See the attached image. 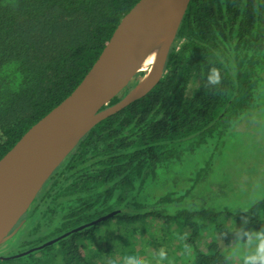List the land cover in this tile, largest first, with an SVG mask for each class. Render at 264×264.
Wrapping results in <instances>:
<instances>
[{"label":"trees","instance_id":"obj_1","mask_svg":"<svg viewBox=\"0 0 264 264\" xmlns=\"http://www.w3.org/2000/svg\"><path fill=\"white\" fill-rule=\"evenodd\" d=\"M137 1L0 0V158L70 94ZM212 68L219 85L207 83ZM259 111L264 0H189L160 80L80 138L18 220L16 248L0 264H104L116 252L138 254L143 240L154 252L171 246L185 231L178 264H227L226 219L240 225L249 215L259 230L264 197L247 213L218 209L208 195L211 161ZM153 220L175 229L158 240Z\"/></svg>","mask_w":264,"mask_h":264},{"label":"water","instance_id":"obj_2","mask_svg":"<svg viewBox=\"0 0 264 264\" xmlns=\"http://www.w3.org/2000/svg\"><path fill=\"white\" fill-rule=\"evenodd\" d=\"M189 0H138L125 13L75 88L32 124L0 158V245L44 182L98 121L144 96L160 80ZM155 51L148 70L144 59ZM154 69L151 70L150 69ZM145 70L118 101L108 104Z\"/></svg>","mask_w":264,"mask_h":264},{"label":"rangeland","instance_id":"obj_3","mask_svg":"<svg viewBox=\"0 0 264 264\" xmlns=\"http://www.w3.org/2000/svg\"><path fill=\"white\" fill-rule=\"evenodd\" d=\"M150 55L151 53L145 59ZM145 62L148 63V61ZM142 72H145V70H142ZM257 114L258 117H256L257 115L250 116L252 117L249 119L250 122L244 123L229 136L227 143L225 142L222 145L221 155L214 156L211 161L212 170L209 172V179L215 182L210 183L212 194L209 193L208 195L213 197L211 202L218 209L223 208L228 212L239 213L246 209L254 199L264 197V113L259 111ZM217 147L219 148V144ZM205 186L204 184L200 187ZM220 190L224 194L219 193ZM226 223L231 226L233 224L239 226L238 222H233L230 217L226 219ZM149 225V230L158 240H160L162 232L175 229L174 225H171L170 228L162 226L159 220H153ZM185 234H187L186 231L183 236L181 234V237L180 235H174L175 240H173L171 246L167 242L159 246V249L163 247L170 254L171 258H168L165 264H178L179 258L182 259L183 250L180 246L184 245V239L181 238L185 237ZM16 237L17 234L1 244L0 253L14 251L17 243ZM144 237L145 239L150 238ZM230 238L233 239L232 233H230ZM205 240L203 236L201 242L203 243ZM141 242V245L135 244V252L137 251L141 256H150L154 252L153 246L147 243L146 240ZM219 244L222 248H225L224 250H228V246L223 244L222 241H219ZM140 251L142 252L140 253ZM112 257L120 258L122 256L116 252ZM176 257H178L177 260L172 262V259L175 260Z\"/></svg>","mask_w":264,"mask_h":264},{"label":"clouds","instance_id":"obj_4","mask_svg":"<svg viewBox=\"0 0 264 264\" xmlns=\"http://www.w3.org/2000/svg\"><path fill=\"white\" fill-rule=\"evenodd\" d=\"M221 79V73L216 68H212L207 75L209 85H219ZM243 211L247 213V209ZM250 222L251 216L243 215L239 226L233 224L221 233L222 239H225L228 233L233 234V239L227 244V264H264V224L257 230L249 227ZM181 239H186V236ZM166 261L168 251L161 247L150 256L139 254L124 255L120 258L106 256L104 264H165Z\"/></svg>","mask_w":264,"mask_h":264},{"label":"bare ground","instance_id":"obj_5","mask_svg":"<svg viewBox=\"0 0 264 264\" xmlns=\"http://www.w3.org/2000/svg\"><path fill=\"white\" fill-rule=\"evenodd\" d=\"M154 58H155V51L153 50L151 52V55L147 59H145L143 61V63H142V69H145L147 71L148 68H149V65L153 62ZM145 61H148V63H146Z\"/></svg>","mask_w":264,"mask_h":264}]
</instances>
